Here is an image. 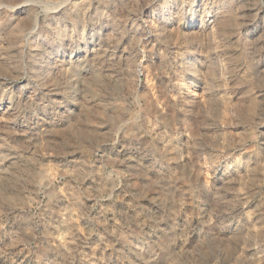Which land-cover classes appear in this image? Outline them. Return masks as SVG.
Here are the masks:
<instances>
[{"label":"clouds","instance_id":"9594fccd","mask_svg":"<svg viewBox=\"0 0 264 264\" xmlns=\"http://www.w3.org/2000/svg\"><path fill=\"white\" fill-rule=\"evenodd\" d=\"M0 264H264V0H0Z\"/></svg>","mask_w":264,"mask_h":264}]
</instances>
